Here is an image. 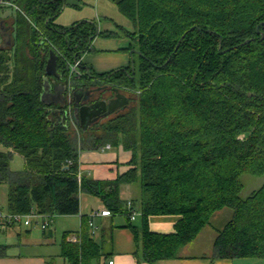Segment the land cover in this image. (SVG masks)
<instances>
[{"label":"trees","instance_id":"1","mask_svg":"<svg viewBox=\"0 0 264 264\" xmlns=\"http://www.w3.org/2000/svg\"><path fill=\"white\" fill-rule=\"evenodd\" d=\"M12 1L20 8L13 9L14 45L3 47L0 33V187L8 188V211L77 216L86 193L125 215L144 260L155 264L179 259L216 213L231 209L214 257L264 260V182L242 195L244 175L264 177V0H111L134 27L136 46L123 51L138 55L135 74L132 63L92 73L82 61L90 40L111 33L87 21L57 24L67 0ZM51 52L63 82L131 89L136 106L105 122L99 136L83 132L65 112L55 114L61 106L41 99ZM77 61L79 75L71 68ZM106 145L130 151L133 167L115 179L80 180L81 151ZM16 153L21 171L11 169ZM124 184L139 187L132 203L140 225ZM162 215L178 217L174 232L150 229L149 218ZM81 218L80 241L66 232L61 256L102 264L108 254L89 216Z\"/></svg>","mask_w":264,"mask_h":264},{"label":"crops","instance_id":"2","mask_svg":"<svg viewBox=\"0 0 264 264\" xmlns=\"http://www.w3.org/2000/svg\"><path fill=\"white\" fill-rule=\"evenodd\" d=\"M12 10V8H5L2 11L0 30H9V32L13 34L14 13L11 12ZM100 37L102 36L100 35ZM1 42L3 43L2 35ZM123 49H119V51H123ZM90 52L91 51L83 56L82 61L91 69L92 73L103 74L126 68L132 63L131 57L125 55L121 58L111 59L108 54H93ZM103 125L104 124L86 133L99 136L104 132L102 130ZM131 160L132 153L126 151L123 147H112L104 151L100 149L84 150L80 153V170L83 175L87 177L95 179H115L133 167V165L130 164ZM121 192L124 196L128 195L126 198L123 197L127 202H132L134 197L140 194L139 187L133 184H124L121 188ZM95 201L96 207L91 208L90 214L104 207L99 199ZM135 207L137 208L138 205L135 204ZM224 211L222 210L216 213L211 223L201 231L197 238L184 247L179 259L161 260L155 264H264V260L258 258L216 259L214 257V245L219 235V230H221L232 218L228 210ZM81 213L82 203L80 215ZM83 215H81V217ZM119 215L121 214L97 216L94 219V223L98 229L93 237L98 241L97 238L100 236V243H102L103 249L107 242L110 244L109 252L106 253L108 254V259L106 260L104 258L105 260L102 264H108L109 261H114V264H150L144 260L142 248L136 241L133 231L127 226L128 219L126 217L121 218ZM140 216L141 215L137 216L135 220H132L135 225L141 224ZM177 221L178 217L173 215L151 216L149 218L150 229L162 234L174 232ZM25 231L30 232L28 229ZM47 231H49L51 237L55 235L53 227L48 230H43L45 234ZM70 236H68V238ZM51 257L52 254L29 247H19L18 251L15 252H11L8 247H0V264H57V262L52 261ZM66 263L70 264L66 259H63L60 264ZM94 264L98 263L95 262Z\"/></svg>","mask_w":264,"mask_h":264},{"label":"rangeland","instance_id":"3","mask_svg":"<svg viewBox=\"0 0 264 264\" xmlns=\"http://www.w3.org/2000/svg\"><path fill=\"white\" fill-rule=\"evenodd\" d=\"M11 12L15 13L13 10ZM55 21L60 26L66 28L72 27L73 25L83 21L95 23L98 25L100 31L110 32L111 36H108L107 38L106 36L97 37L93 43L92 51L90 53L108 54L109 58L111 59L121 58L123 55H125L131 57V61L133 60L134 63L135 60L138 59V55H131L132 51H119V49L126 48L131 43H134V45L136 46V43L129 36V32H133L134 27L133 24L119 12L117 5L111 0H67V5L64 7V10L56 18ZM87 53H85L84 55H86ZM136 97L137 96L135 95L134 99H136ZM135 106L136 105L133 102L129 110L133 109ZM114 117L115 116H112L106 119L104 123ZM0 150H3L2 146H0ZM11 169L14 171H21L24 169V160L17 153L14 154L11 160ZM243 182L244 189L242 195L244 197H247L252 191L261 187L264 182V177H257L246 174L243 176ZM7 195V186H1L0 208L5 209L6 211H8ZM123 197L126 198L128 197V195H123ZM138 197L139 195L135 196L134 199L137 200ZM94 198L95 197L87 195L86 193H82L80 195L82 203L81 215L87 214L88 216H90L91 208L96 207L95 200H97V198ZM224 210H228L232 216L233 212L231 209ZM32 212L37 215L35 217H32L33 224L29 228L15 227L0 231V247H8L11 252L18 251L19 247H29L35 250H42L49 254H52V261L60 264L64 259L61 256V243L63 241V236L65 232H69V234L72 235L80 230L82 223L81 215L56 216L52 218L53 225L51 226V228H54L55 235L51 237L49 235V231H47L46 234L43 232V229L41 227L43 217L41 215H38L35 210H32ZM119 217L125 218V216L123 215H119ZM26 229H28L30 232H26ZM100 239V236H98V242L101 241ZM109 247L110 244L107 242L103 249L104 254L109 252Z\"/></svg>","mask_w":264,"mask_h":264},{"label":"water","instance_id":"4","mask_svg":"<svg viewBox=\"0 0 264 264\" xmlns=\"http://www.w3.org/2000/svg\"><path fill=\"white\" fill-rule=\"evenodd\" d=\"M261 25L258 26V31L260 30ZM1 35L3 36V47H12L14 45L13 34L9 32V30L3 29L0 30ZM252 40H247L244 44L250 43ZM92 39L90 43H92ZM139 53V51H135ZM131 55H134V51H132ZM133 59V57H132ZM57 60L58 56L51 52V57L49 59L47 68H46V77L44 78V88L41 99L48 106H64L66 107L70 104L71 100L74 101L72 119L76 126H80L83 132H86L89 128H91L94 123L100 121L102 118L106 117L108 114L115 112L119 107H128L130 103V99L128 96H124L119 94L116 96V107L110 109L108 112L106 111V107L108 102L105 100L97 101L92 103L95 92L89 88H77L71 89L70 83H65L64 77L62 74L57 72ZM133 65V73L135 74V63L132 60ZM114 91H118L117 88ZM71 94V100H69L68 95ZM123 99V100H120ZM55 114H60V110H55ZM64 117H61L63 120ZM81 123V125H80Z\"/></svg>","mask_w":264,"mask_h":264},{"label":"built area","instance_id":"5","mask_svg":"<svg viewBox=\"0 0 264 264\" xmlns=\"http://www.w3.org/2000/svg\"><path fill=\"white\" fill-rule=\"evenodd\" d=\"M6 7V8H12L15 10H19L20 8L12 1V0H0V8ZM80 61L75 62L73 65H71L72 72L76 75H79L78 73V67L80 65ZM71 85V84H70ZM69 100H71V94L68 96ZM111 145H106L102 148H100L101 151L111 149ZM69 164H72V161H69ZM83 176L82 171L80 170L79 178L81 180V177ZM128 210L131 212V219L135 220L137 216L141 215L140 211L134 206V204L129 201L127 205ZM37 214L30 212V213H14L10 211H6L3 208H0V231L8 230L10 228L15 227H23V228H29L32 226V217H35ZM40 215V214H38ZM114 215L110 209L107 207H103L100 210L93 211L89 218H90V227L92 228V234L94 235L97 231V226L94 223V219L97 216H112ZM43 217V222L41 224V227L43 230H48L53 225V216L50 215H41ZM68 240L70 242H79L80 241V234L75 233L72 234ZM109 264H114V261H109Z\"/></svg>","mask_w":264,"mask_h":264},{"label":"flooded vegetation","instance_id":"6","mask_svg":"<svg viewBox=\"0 0 264 264\" xmlns=\"http://www.w3.org/2000/svg\"><path fill=\"white\" fill-rule=\"evenodd\" d=\"M99 81H97L94 84H88V86H81L83 88H89L91 90H94L95 92V97L92 101V103L97 102V101H102L105 100L108 102V105L106 107V111L104 110L103 112H108L110 109H113L116 107L117 103H116V96L119 94H122L124 96H128V98L130 99V103L128 105V107L124 108V107H119L115 112L108 114L106 117L102 118L100 121L94 123V125L89 128L86 132L88 131H92L95 130L96 128H99L102 124H104V121H106V119L112 117V116H118L124 112H126L127 110H129V108L131 107V104L134 102V96H133V91L131 89H127V88H122V87H116L113 85H108L105 83H98ZM80 88V87H78ZM117 88L118 91H114V89ZM77 89V87L71 85V89ZM69 96V95H68ZM123 100V99H120ZM73 105H74V101L71 100L70 104H68L66 107L61 106V108L59 109L60 112H65L66 117L70 118V120L74 123L71 115L73 112ZM81 125V123H80ZM76 126V125H75ZM81 128L80 126H76Z\"/></svg>","mask_w":264,"mask_h":264}]
</instances>
